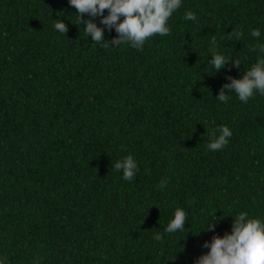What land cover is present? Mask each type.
Listing matches in <instances>:
<instances>
[{"label":"trees","instance_id":"obj_1","mask_svg":"<svg viewBox=\"0 0 264 264\" xmlns=\"http://www.w3.org/2000/svg\"><path fill=\"white\" fill-rule=\"evenodd\" d=\"M101 19L69 0H0L4 264H195L233 215L264 217V95L245 103L224 88L264 44V0H183L169 33L141 49L114 44ZM88 21L104 41L85 34ZM213 37L229 57L219 71ZM221 125L232 136L209 150ZM129 154L132 181L114 170ZM177 207L183 231L165 233Z\"/></svg>","mask_w":264,"mask_h":264},{"label":"clouds","instance_id":"obj_2","mask_svg":"<svg viewBox=\"0 0 264 264\" xmlns=\"http://www.w3.org/2000/svg\"><path fill=\"white\" fill-rule=\"evenodd\" d=\"M182 3L183 0H69V4L76 9L77 15L88 13L93 19L100 16L102 24L109 28L114 27L119 34L118 38L113 40L114 44L128 43L137 49H141L149 37L169 33L168 20L181 8ZM105 9L108 10L106 16L103 15ZM183 19L195 21L197 17L195 12L186 11ZM54 29L60 33H65L67 30L66 25L61 21L54 23ZM84 32L90 35L95 43L104 41L103 29L92 21L86 22ZM234 34L238 39L242 33ZM249 34L253 38L262 35L258 28L252 29ZM214 45L215 37L212 38L208 51L212 53L211 68L219 71L225 66L229 57L222 51H216ZM253 50L258 53L255 63L245 70L242 78H231V83L224 85L229 92L234 90L238 100L245 103L256 93L264 95V44L258 43ZM235 63L239 66V60ZM229 99V95L223 91L219 94L220 102L226 103ZM231 136V129L221 125L218 134L212 133L213 138L207 145L208 149L220 150L227 145ZM114 170L122 172L124 180L132 181L139 168L136 159L129 154L115 162ZM165 186L166 180L160 181V187L163 189ZM233 216L231 232L223 236H214L211 242L206 241L204 246L209 248V251L201 255L195 264H264V217L251 216L245 211ZM185 219V210L177 207L164 232L172 234L177 230L183 231ZM154 239L163 241L164 237L157 233ZM0 264H4L3 258H0Z\"/></svg>","mask_w":264,"mask_h":264}]
</instances>
